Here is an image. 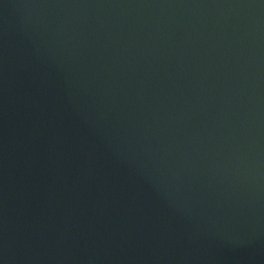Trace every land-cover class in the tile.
Masks as SVG:
<instances>
[{
  "label": "water",
  "instance_id": "95a60500",
  "mask_svg": "<svg viewBox=\"0 0 264 264\" xmlns=\"http://www.w3.org/2000/svg\"><path fill=\"white\" fill-rule=\"evenodd\" d=\"M0 264H264V0H0Z\"/></svg>",
  "mask_w": 264,
  "mask_h": 264
}]
</instances>
